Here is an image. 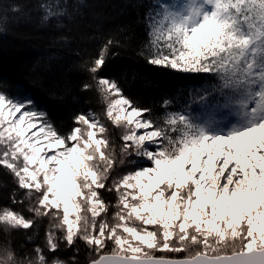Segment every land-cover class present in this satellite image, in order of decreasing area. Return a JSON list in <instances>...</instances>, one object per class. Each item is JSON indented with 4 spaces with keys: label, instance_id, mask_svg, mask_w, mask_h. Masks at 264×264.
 <instances>
[{
    "label": "snow or ice",
    "instance_id": "1",
    "mask_svg": "<svg viewBox=\"0 0 264 264\" xmlns=\"http://www.w3.org/2000/svg\"><path fill=\"white\" fill-rule=\"evenodd\" d=\"M137 5L147 35L137 54L203 74L207 86L189 89L181 107L179 90L164 97L154 114L101 75L122 46L110 37L78 66V91L98 93L103 119L75 112L62 134L32 96L10 95L0 79V201L10 202L0 203V264H264V0ZM33 10L62 27L69 0L0 3V20ZM193 104L204 111L194 115ZM126 163L134 170L113 175ZM42 226L43 246L14 244V233L33 241Z\"/></svg>",
    "mask_w": 264,
    "mask_h": 264
},
{
    "label": "trees",
    "instance_id": "2",
    "mask_svg": "<svg viewBox=\"0 0 264 264\" xmlns=\"http://www.w3.org/2000/svg\"><path fill=\"white\" fill-rule=\"evenodd\" d=\"M12 2L0 0L5 5ZM26 2L28 8L33 9L35 0ZM69 12L62 27H56L55 20L49 25L42 24L40 13L35 10L23 19L8 12L6 19L0 20V79L10 85L4 90L10 95H16L20 90L32 96L39 107L48 112L62 134L72 127L70 118L75 112L91 110L103 119V103L98 93L78 91L86 79L78 66L96 56L110 37L119 40L122 46L113 48L118 54L109 59L101 75L117 80L126 96L141 107L151 108L154 114L163 112L160 104L164 97H175L179 90L181 95L176 107H181L189 101V89L207 86L208 77L203 74H180L149 66L137 54L147 41L142 21L144 9L137 5V0H69ZM61 37L67 39L61 40ZM63 92L78 97V102H62L50 96L51 93ZM192 107L200 106L193 104ZM111 132L120 143L119 133L115 129ZM130 167L132 170L135 168L133 165ZM123 168L118 167L113 175L128 171ZM103 195L106 200L115 203L114 193L104 192ZM13 239L17 247L25 244V250L36 245L43 246L44 227L40 228L33 241H26L25 236L16 233ZM81 249L80 258L83 260L86 250L82 244ZM62 255L67 256L68 253Z\"/></svg>",
    "mask_w": 264,
    "mask_h": 264
},
{
    "label": "rangeland",
    "instance_id": "3",
    "mask_svg": "<svg viewBox=\"0 0 264 264\" xmlns=\"http://www.w3.org/2000/svg\"><path fill=\"white\" fill-rule=\"evenodd\" d=\"M192 108H193V110H194V112H193L194 115H200V114L204 111V109H202L201 107H192ZM105 123H108V126H109L110 130L113 129L112 126H111V124H110L109 122L105 121ZM115 130H116V133H119V135H120V131H119L118 129H115ZM118 139H119V138H118ZM133 159H135V157H133ZM128 165H129L128 168H129L130 170H132L131 167H130V164H127L126 166L124 165L125 167H124V166H123L124 168L122 167L123 170H128V171H130L129 169L126 168ZM118 167H119V166H118ZM118 167H117V168H118ZM119 168H120V167H119ZM115 172H116V171H115ZM115 174L118 175L117 173H115ZM158 254H159V253H158Z\"/></svg>",
    "mask_w": 264,
    "mask_h": 264
}]
</instances>
